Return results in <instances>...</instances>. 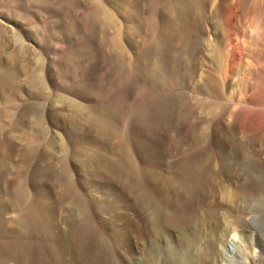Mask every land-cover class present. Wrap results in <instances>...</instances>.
<instances>
[{
  "label": "bare ground",
  "instance_id": "bare-ground-1",
  "mask_svg": "<svg viewBox=\"0 0 264 264\" xmlns=\"http://www.w3.org/2000/svg\"><path fill=\"white\" fill-rule=\"evenodd\" d=\"M91 1L93 9L83 15L87 21L85 24L91 26L93 33L99 29L101 32L106 25L109 31L118 30L119 20L114 13L101 0ZM153 1L152 7L149 1L150 14L146 17L148 20L145 19L147 23L151 22L150 28L153 23L156 25L148 33L149 41L143 48H136L134 63L129 58L128 44L135 34L140 35L143 24L131 10L122 13L127 21L124 27L127 40L115 45L106 59L113 68L112 74L123 71L124 86L101 111L96 113L94 107L84 106V102L82 104L64 91L46 104L52 121L65 116L64 111L57 109L65 104L74 112L78 124L94 128L106 140L120 138L121 141L112 154L102 152L94 145L75 146L71 159L67 161L66 148L62 144L64 133L52 130L41 154L48 161L43 167L33 168L30 178L27 168L21 174L17 170L20 177L15 178L19 176L15 175L10 184L9 202L0 196L1 223H4L1 214L11 205L20 212L15 225L17 232L11 234L15 236L0 239V264L12 260L17 264H123L117 257V248L122 251L127 264H133L135 253L131 236L140 243L165 240L175 236L180 229L186 231L184 245L191 256V264H264V0ZM139 2L132 0L131 6L137 8ZM1 23L10 26L13 42L17 43V51L11 57L13 65L9 64L14 69L4 63L0 65L2 92V88L15 83L19 62L25 54L31 53V48L27 45L29 42L26 44L22 36L13 31L9 21L0 18ZM87 42L80 52L83 56L89 55L87 50L92 45L90 40ZM203 52L208 54L209 61L202 58ZM70 59L79 63L81 57L74 54ZM203 65L209 68L204 69L202 83L194 85L195 92L192 93L194 89H190V85L203 71ZM131 67L133 75L128 72ZM39 80L38 88L44 89L42 80ZM111 81L115 82V78ZM138 85L141 90L150 91L141 96L142 104L132 118L136 125L148 129L146 132L155 134L153 139L148 138L149 141L143 138L148 146L147 142L139 145L143 134L137 130L131 133L130 128L124 137L120 128L128 105L126 98L131 88ZM41 109L43 105L40 103H25L12 128L3 134L0 141V193L2 178L9 168L4 156L16 150L17 136L11 131L20 130L30 122L37 126L36 135L30 136V143L26 144L22 154L24 161L36 153L31 143L44 131ZM83 110L86 113L82 120ZM167 127L169 133L173 130L179 132L178 139H170L173 146L169 153L192 142L191 148L187 146L188 150L177 156L170 175L153 169L154 158L163 147H158L157 135ZM129 132L134 135L131 137L133 141L128 137L131 136ZM58 147L63 153L56 166L57 160L53 163L51 159ZM136 154L141 158L142 166L137 164ZM72 164L85 172L89 169L91 173L88 179L80 177L79 183L83 187L91 189L94 179L104 183L115 180L125 184L127 196L136 199V205L118 193H103L99 198L92 194V190L85 193L78 181L74 183ZM28 165L26 163V167ZM50 178L57 186L63 185V191L56 193L58 201L66 207L61 220L54 212L51 200H47L49 192L40 198L30 191L44 185ZM164 188L171 190L172 194L162 200L154 190ZM178 192L181 196L176 199ZM260 197L263 200L254 203ZM116 199L123 200L124 210L114 208ZM172 206L178 208L175 215H170ZM138 215L143 218L146 228L142 227L141 218L137 219ZM108 216L110 219L114 216L115 220L106 222L104 218ZM115 221L121 222L123 228L110 234L107 229L115 226ZM68 222H74V228L67 227ZM46 231L49 236H45ZM135 247L139 249L140 245Z\"/></svg>",
  "mask_w": 264,
  "mask_h": 264
},
{
  "label": "rangeland",
  "instance_id": "rangeland-1",
  "mask_svg": "<svg viewBox=\"0 0 264 264\" xmlns=\"http://www.w3.org/2000/svg\"><path fill=\"white\" fill-rule=\"evenodd\" d=\"M111 1L112 2L110 1L108 2V0H101V2L104 3L106 7L114 13L116 19L119 20V25H117L118 30L116 29L117 31L116 30L109 31L108 25L105 24L106 26L104 28H101V32L99 29L96 33H93V31L91 30L92 29L91 26L85 24L87 23V21L84 20L85 15H83L88 10L91 11L90 9H93L92 6L94 3L91 0H0V18H2L3 21L4 20L9 21L10 25H12L11 28L13 29V31L21 35L22 39L25 40L24 42L26 44L29 42L30 44L27 45H30L31 53L33 51L32 54L31 53L25 54V56L22 57V60L20 61L21 63L19 62L18 69L16 70V73L19 72L18 73L19 75L16 74V79L14 83L15 85L9 84L10 86L7 85L6 87L2 88V92L0 91V125H1L0 141L3 139V134L7 130L12 128L13 123H15L16 119L19 116L18 113H20L21 106L24 105L25 103L34 102L43 105V110L41 109L42 111L40 112H42L43 114L42 126L44 128L42 134L39 133V135L37 136L38 139L32 142L33 144L31 143L32 147L35 146L34 152L36 153L29 155L30 157H26L27 161L26 160L22 161V159L24 158L22 154L25 153L26 147L30 143L29 142L31 140L30 136L36 135L34 131H37L35 130L37 129V126H34L35 124L34 123L32 124L30 122L31 124L28 123V125L22 127V129L20 130L16 129L14 131H11V134H15L17 136L15 140L16 144L14 142L16 150H14L13 152H8L7 154L8 156L7 155L4 156V160L5 162L7 161L9 166L7 170L8 172H6V174L4 175L1 181L2 191L0 193V196L4 201L9 202V199L11 197L10 184L14 182L15 178L20 177V174L24 172L23 170L25 168L28 169V173H29L28 178H30L31 171L33 170V168L36 169L43 167L44 164L48 161L45 157H41V154L46 147L45 146L46 142L52 136L51 135L53 133L52 130L55 129L60 134L64 133L62 144L65 145L64 147L67 149V150L65 149L64 152L66 158L68 157L67 161L71 159L73 148L76 149V148H83L85 145H90V146L94 145L95 147L97 146L98 150H101L102 152L108 151L110 154H112L115 147L121 141L120 138L112 141L106 140V137L104 135L98 134V132L94 128L92 129L90 128V126L86 124H82V123L78 124V121H76L77 118L74 117L75 116L74 112L72 111L71 108H68L65 104H63L62 108L57 107V109L58 110L61 109L62 112L64 111L66 117L64 116L62 119H57L56 121H52L50 119L46 109V104L49 103L52 100V98H55L56 94H59L60 92L62 93L64 91L63 93H67L69 95L72 94L73 98L81 101L82 104L84 102V106L94 107V110L97 113V110L101 111L105 106V104L108 103V101H110L114 95L116 96V93L119 92L120 89L124 86L123 71H118L117 73L113 72L112 74L113 68L109 65L106 56L109 55L110 51L115 45L119 43H124L127 40L124 34L125 32L124 27L127 21L123 17L122 13L123 12L127 13L128 11L131 10V12H134V14L137 15L135 17L139 18V22L143 24L140 35L135 34V37L133 36L130 39L132 42L128 44L130 45V48L128 47L129 58L131 59V63H134L136 59V53H135L136 48L138 49L139 47L143 48L145 42L147 40L149 41L148 33H150L154 25H156L153 23V27L150 28L151 25L149 24H151V22L147 23L148 18H146L150 14L149 10L155 4V2L153 0H140L138 6L139 8L138 7L136 8L135 6L134 7L131 6L132 0H111ZM149 1L151 2V7ZM154 16L156 15L154 14ZM154 16L152 15V19H154ZM3 28L5 29V31ZM205 28H207V23H205ZM117 35L121 39H118ZM13 37L14 36H12L10 31V26L7 27L6 24L1 23L0 24V65L4 63L6 67H9V69L12 68V70L14 69L11 66L13 65L11 64L12 53L14 54L17 51V45H15L16 42H13L14 41ZM143 38H146V40ZM87 40L88 41L90 40L92 42L91 43L92 45L91 48L87 50V53H89V55L83 56L82 53L80 52H82L81 49L88 44ZM111 40L114 41L112 42ZM108 43L110 45H108ZM77 48L79 49V51ZM74 54L78 55V57L79 56L81 57L79 63L75 62V60L73 61L72 59H70L73 58ZM130 55H132V58L130 57ZM25 58H27V60ZM202 58L203 59L206 58L205 60L209 61L208 54L206 52L202 53ZM35 62L37 63L36 65L34 64ZM208 68H209L208 65H203L202 66L203 71H200L199 73L200 75L196 76L194 80V84L191 83L192 85H190V89H194L192 90V93L195 92V88H193L194 85H199L202 83L201 77H203L204 75L205 72L204 69H208ZM128 72L131 75H133V68L131 67V70ZM85 78L87 80H85ZM112 78L113 79L115 78V82L111 81ZM37 80L39 81L42 80L43 82L42 88L44 89L38 88ZM139 85L135 89L134 87H132L130 94H128L126 98L128 105L125 108L126 111L124 112V115H122L123 118L120 121L121 123L120 128L122 133L124 134V137L128 135V130L130 128L132 129L131 133L137 130L138 133L143 134V137L141 136L142 140L140 138L141 141L139 143V145L141 144L143 145L147 142V141L145 142L143 138L153 139L152 135L155 134H149V132H146L148 129L146 130V128L140 124L136 125L137 123H135V119L133 120L132 118L138 107L141 106L140 104H142L143 99L141 96L146 92L150 91V89L141 90L139 88L140 87ZM86 88L89 89L87 90ZM80 94H83V96H80ZM84 113H86L85 110L82 111V114L80 115V119L83 118ZM68 115L69 117H67ZM131 125H133V127ZM74 133L75 135H73ZM131 133L129 132V135H131ZM178 134L179 132H177L176 130L170 131L169 133V127H167L166 130H162V132L160 133L158 132V135L156 134L158 136L157 138L159 139L157 143L159 144L158 147H162V146L164 147L161 148L162 151L157 153L154 158L155 161L153 164L154 167L153 169L156 172L159 173L165 172L166 174L170 175L173 172V163L175 159L180 157L179 155L181 154L183 155L184 152H186L189 147L191 148L192 142H190L191 144L187 143L181 145L180 147L172 150L169 153L168 150H170L173 146V142H170V139H173V141H175L179 137ZM128 137L129 139H132L134 138V135L132 134L131 136ZM181 139H184V136ZM131 141H133V139ZM183 143L184 142H182L181 144ZM148 145L149 143L147 142L146 146ZM132 147H135L134 144L132 145ZM165 150H167L168 152ZM55 151L56 152L54 153V157L51 159L53 163L57 160L54 163V165L58 163V159L61 156V153H63V151H61V148L59 147ZM135 157L136 160L138 161L137 164L139 166H142L143 163L141 158L137 156V154L135 155ZM25 162L28 163L30 166L28 165L26 167ZM90 164L92 166L93 163L91 162ZM72 166H71V175L72 178L74 179V183H77V181L79 183L80 177H84V178L86 177L85 179L91 177V173L88 172L89 169L87 172H85V170L83 169L81 170V168L80 169L75 168L74 167L75 164H72ZM17 170L19 171L20 174L17 173L18 172ZM77 171L80 172L78 173ZM15 175L16 176L19 175V176L15 177ZM0 179H1V174H0ZM106 183L102 182L101 180L94 179L92 183L93 187L91 189L90 188L87 189L83 187L84 185L81 183H79L78 186H80V189L85 193L89 192V190H92V194L96 195V197L98 198L103 193H111V192L118 193L124 197L126 196L128 202H131L132 204L136 205V199L131 198V196H127L125 184L118 183L115 180H110L109 182ZM62 188L63 185L57 186V184L55 182L53 183V180L50 178V180L45 181L44 185L40 184L38 185L37 189L31 188L30 191L32 192V194H36V196L40 198H42L45 192L46 193L49 192L48 195L50 197H48L47 200H51V203L53 204V210L54 212H57L59 220H61V218L64 217L63 215L65 214L66 207L63 203L58 201V198L56 197V193L62 192L63 191ZM156 192H158L157 194L160 196V198H162V200H165L167 196H171L172 194L171 190L165 188L158 191L154 190V193ZM180 196H181V192L175 194L176 199L179 198ZM261 199L262 198L260 197L254 203H257ZM114 208L117 209L118 211H122L125 208V203L123 202V200L116 199V201H114ZM5 211L4 214H1L2 219L4 218L3 219L4 223L0 222V239H11L12 237L15 236L11 234L17 232L16 231L17 227L15 225L18 217L20 216L19 214L20 212L17 210L15 205H11ZM170 211H171L170 215H172V213H174L173 215H175L178 213V208L176 206L175 207L172 206ZM138 216L139 217H137V219L139 220V218H141V215ZM104 219L106 222H109L111 219L115 220L114 216L111 219L110 216L105 217ZM142 219L143 218H141L140 220V222L143 223L142 227L146 228L145 227L146 223L144 224ZM72 224L75 223L73 222ZM72 224L68 222L67 227L74 228L73 227L74 225ZM138 224L140 223L138 222ZM113 225L115 226H110V228L107 229L110 234L113 233L114 231L120 232V230H122L123 228V224L118 221H115V223L113 222ZM139 229L140 228H138V230ZM41 233L42 232H40V235ZM45 236H49L48 231L45 232ZM184 238H186V231L184 229L178 230L175 236L169 237L165 240L164 239H157L150 241L146 240L145 242L140 243V240H137L135 237L131 236L130 243L131 246L134 247V253H135L133 264H157V262L158 264H174V263L191 264L192 259L190 254H188L186 250V246L184 245ZM136 244L138 246L140 245L139 249L135 247ZM116 253H118L117 257L120 259V261L123 264H127V260L124 258V255L120 250V248H117ZM7 264H17V263L15 262V260H12L9 261Z\"/></svg>",
  "mask_w": 264,
  "mask_h": 264
}]
</instances>
